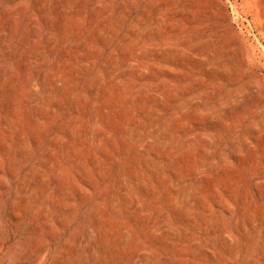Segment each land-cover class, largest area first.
<instances>
[{
    "label": "rangeland",
    "instance_id": "1",
    "mask_svg": "<svg viewBox=\"0 0 264 264\" xmlns=\"http://www.w3.org/2000/svg\"><path fill=\"white\" fill-rule=\"evenodd\" d=\"M0 264H264V0H0Z\"/></svg>",
    "mask_w": 264,
    "mask_h": 264
}]
</instances>
